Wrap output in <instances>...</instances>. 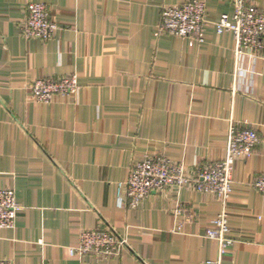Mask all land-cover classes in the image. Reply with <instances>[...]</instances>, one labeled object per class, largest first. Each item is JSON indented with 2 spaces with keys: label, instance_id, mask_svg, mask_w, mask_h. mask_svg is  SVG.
I'll use <instances>...</instances> for the list:
<instances>
[{
  "label": "crops",
  "instance_id": "1",
  "mask_svg": "<svg viewBox=\"0 0 264 264\" xmlns=\"http://www.w3.org/2000/svg\"><path fill=\"white\" fill-rule=\"evenodd\" d=\"M31 0H0V187L17 192L13 228L0 229V258L18 264H205L218 257L206 236L221 211L192 187L120 206L117 186L146 155L192 170L225 156L231 124L261 143L236 160L228 200L234 245L226 264H264V51L237 58L231 33L215 22L230 0H205L201 42L156 34L165 3L184 0H32L60 24L48 42L26 39L19 24ZM264 10V0H254ZM75 73L77 99L39 102L29 84ZM181 212H176L177 204ZM109 224L130 250L107 262L71 256L81 228ZM180 224V231L174 232Z\"/></svg>",
  "mask_w": 264,
  "mask_h": 264
},
{
  "label": "built area",
  "instance_id": "2",
  "mask_svg": "<svg viewBox=\"0 0 264 264\" xmlns=\"http://www.w3.org/2000/svg\"><path fill=\"white\" fill-rule=\"evenodd\" d=\"M232 13H224L215 22L219 34L231 33L235 40L237 58L244 54L258 55L264 51V10L254 0H230ZM205 0H184L165 3L156 34H172L181 38L204 41L207 22ZM24 18L19 24L24 38L48 42L60 24L51 16V8L44 2L29 1L24 6ZM39 102L50 103L55 95L77 99L82 86L73 73L60 77H39L28 86ZM258 132L248 126L231 124L228 130L225 156L214 162H203L193 170L183 161L173 160L163 154L146 155L136 161L125 182L117 186L120 206L137 209L154 192L181 190L192 187L201 193H212L222 203L221 211L207 227L206 236L218 242V257L205 264H226L224 256L236 242L231 236L228 200L233 192V168L236 160L251 157L261 143ZM253 186L264 193V173L256 176ZM21 206L17 192L11 187H0V229L13 228ZM176 212H181L177 204ZM180 224L174 232L180 231ZM130 250L126 234L119 233L109 224L81 228L78 240L68 246L71 256L84 257L93 262H107L121 257ZM0 264H18L12 259L0 258Z\"/></svg>",
  "mask_w": 264,
  "mask_h": 264
}]
</instances>
